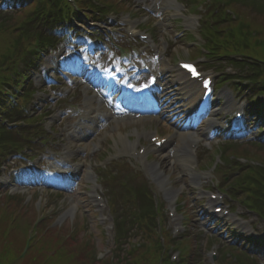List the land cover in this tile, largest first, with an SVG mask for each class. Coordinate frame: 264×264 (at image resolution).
I'll list each match as a JSON object with an SVG mask.
<instances>
[{
	"label": "rangeland",
	"instance_id": "1",
	"mask_svg": "<svg viewBox=\"0 0 264 264\" xmlns=\"http://www.w3.org/2000/svg\"><path fill=\"white\" fill-rule=\"evenodd\" d=\"M240 15L243 17L245 16L252 21V26L257 29L258 35L264 39V18L256 14L252 15V13L245 9H240ZM256 38L257 37H255L253 43L258 41ZM261 50L264 52V49ZM187 52V48L180 47L179 53L187 55ZM236 149H241V152L247 154L245 156L248 158L254 157L255 159L260 160L261 157L262 161H264V153H255V148L250 146H238ZM241 152H238V154ZM26 205H30L29 207L24 208L29 212H25V210L22 211L21 207L20 215H18V212L15 213L17 209L13 205H10V211L0 210V264H38L32 261L31 257L34 256L39 259L41 257L44 258L42 264H88L76 245L71 244L68 240L62 239L64 234L70 232L68 227L64 228L65 230L63 233L53 230L46 233L39 231L41 233H39L37 237L34 236V238L29 239L32 237V234L37 232V230H33V224L36 222V218L41 219L44 215H37L36 213L37 210L35 207H39V209L41 208L40 200L36 197ZM253 214L254 213L248 214L246 218L249 219L251 223H256L257 227L261 229L260 232H264V222H261L258 216ZM12 220L15 222H11ZM10 223L12 225L11 228L8 226ZM51 227L54 228V224ZM43 229L45 228H41V230ZM82 234L85 235L86 232ZM62 245H64L70 252L65 251L62 248ZM253 247H255L254 251L258 254L257 260H254L253 262L264 264V247L250 245L249 250ZM24 253L27 255L25 259L22 258ZM71 254H73V257ZM232 259L233 258L227 261V263L231 262ZM152 261L153 259H151V262ZM198 262L199 264H204L201 260Z\"/></svg>",
	"mask_w": 264,
	"mask_h": 264
},
{
	"label": "trees",
	"instance_id": "2",
	"mask_svg": "<svg viewBox=\"0 0 264 264\" xmlns=\"http://www.w3.org/2000/svg\"><path fill=\"white\" fill-rule=\"evenodd\" d=\"M39 3H43V0H39ZM57 7L61 8V10H63L65 13L68 12L67 8H64L65 4L62 0L57 2ZM249 10L250 9H248V12L251 11ZM258 12L264 17V11L261 10ZM31 13H35V9ZM33 18L34 17L32 16V20ZM21 23L16 28L9 26L2 27L0 29V114H2L11 106H14V98L18 95V90L22 91V89H24L23 81L28 79L30 76L29 70L24 71L20 75L14 71V61L19 58V53H16V47L23 42V31H25ZM12 31L15 34L13 39ZM29 40H27V47H34L35 49H32L34 53L37 52L36 48L39 46L46 47L47 45L46 42L39 41L35 38L31 39V41ZM227 49L232 51L233 48L229 46ZM260 52H258L255 56L258 57L259 60L263 61L262 59H264V52ZM250 53L254 54L253 51ZM37 263L40 264V262ZM241 263L244 264V262Z\"/></svg>",
	"mask_w": 264,
	"mask_h": 264
},
{
	"label": "snow or ice",
	"instance_id": "3",
	"mask_svg": "<svg viewBox=\"0 0 264 264\" xmlns=\"http://www.w3.org/2000/svg\"><path fill=\"white\" fill-rule=\"evenodd\" d=\"M184 67L188 68V70H189V71H192V72H193V74L195 75V70H194V69H192L190 66H188V65H185Z\"/></svg>",
	"mask_w": 264,
	"mask_h": 264
}]
</instances>
